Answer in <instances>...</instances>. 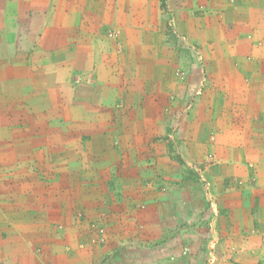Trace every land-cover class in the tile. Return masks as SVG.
Returning a JSON list of instances; mask_svg holds the SVG:
<instances>
[{"label": "rangeland", "instance_id": "rangeland-1", "mask_svg": "<svg viewBox=\"0 0 264 264\" xmlns=\"http://www.w3.org/2000/svg\"><path fill=\"white\" fill-rule=\"evenodd\" d=\"M41 2L0 0V24L36 16ZM248 2L148 0L146 14L139 9L124 30L107 29L135 79L129 111L63 101L66 83L56 71L50 89L28 96L50 129L0 149V264H264L259 198L246 210L231 207L234 194L245 204L258 186L256 172L238 157L264 151L245 111L264 105V91L256 89L264 87V75L257 76L264 72V31L256 42L257 32L247 35ZM232 56L246 60L229 63ZM57 118L82 125L79 135L93 155L79 161L81 188L70 185L66 193L57 192L60 174L50 159ZM13 126L0 128V136L15 139ZM257 127L264 136V124ZM162 212L178 224L155 223Z\"/></svg>", "mask_w": 264, "mask_h": 264}, {"label": "crops", "instance_id": "crops-1", "mask_svg": "<svg viewBox=\"0 0 264 264\" xmlns=\"http://www.w3.org/2000/svg\"><path fill=\"white\" fill-rule=\"evenodd\" d=\"M147 1L44 0L43 3L37 4L36 16H20L18 21L8 17V23L0 24V128L15 125L13 127L17 129L15 139L7 134L0 136V149H5L11 143L22 144L33 132L40 133L48 127L50 129V122H43L38 113L40 111L30 107L28 96L40 95L44 87L50 89V74L55 71L62 73V78L65 79L63 101L78 102L80 106H106L113 113L119 110V107L120 110L129 111L132 107L131 100L134 103V99L129 100V97L135 86V79L127 68L130 62L123 55H119L115 39L109 38L105 33L107 29L116 26H119V30H124L126 24L131 21L129 18L132 19L139 9L145 15L143 9L147 8ZM250 1L252 2L246 4V15L251 20L246 21L245 28L248 36L257 32L254 39L256 42L262 38L258 33L264 31L261 25L263 10L259 3L261 0ZM11 20L16 21L15 27H12ZM244 46L247 47V44ZM245 60V57L232 56L229 63L238 64ZM50 61L54 63L53 70H50ZM263 75L261 70L257 76L262 78ZM76 79H79L78 84L75 83ZM28 87L30 90H27ZM70 88L78 89V93L72 91L70 95ZM256 89L259 92L264 91V87L258 86ZM146 91L145 88L141 96L145 95ZM72 95L73 98L70 97ZM245 111L251 119L247 128L254 130L255 137H264L262 128L257 127L259 123L264 124V105L256 107L250 104ZM14 118H17V121H13ZM53 120L52 142L49 143L53 144V148H50L53 151L50 159L54 160L52 165L57 167V174H60L59 179H54L59 184L57 192L66 193L70 185H74L75 189L81 188L83 182L76 176H80L82 161L93 159V155L90 156V147L88 143H84L83 135H79L82 127L79 122L68 127L63 118ZM94 126L96 124H93L92 128H95ZM65 134L75 137L76 145L68 146L64 141ZM46 138L50 141V133ZM70 156L77 162L74 167L68 165ZM238 159L242 160L248 173L252 170L256 172L258 186L256 185L253 191L249 190L252 194L245 200V204L240 200L241 193L234 194L235 197L238 194V198L233 200L231 207L246 210L259 198V207L264 209V151L248 152ZM250 159H253L255 164L250 162L249 165L247 162ZM225 160L235 159L227 157ZM252 163L255 169L249 171L251 167L248 166H252ZM83 165L85 166L84 162ZM229 166L232 168V165ZM220 167L222 173L219 177L224 178L229 171L226 169L227 163H222ZM20 175L22 173L18 176ZM249 177L250 174H247L246 178ZM97 183L99 184L97 179L89 181L87 187L94 189ZM164 215L163 212L160 213L155 223L171 224L173 219ZM173 221L178 224L177 220ZM260 221L264 222V211L260 213Z\"/></svg>", "mask_w": 264, "mask_h": 264}]
</instances>
